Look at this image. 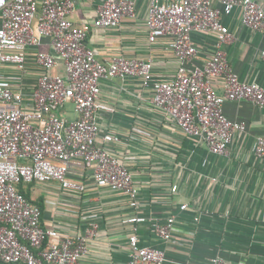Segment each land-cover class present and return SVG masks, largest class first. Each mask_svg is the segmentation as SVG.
Returning <instances> with one entry per match:
<instances>
[{
    "label": "crops",
    "instance_id": "1",
    "mask_svg": "<svg viewBox=\"0 0 264 264\" xmlns=\"http://www.w3.org/2000/svg\"><path fill=\"white\" fill-rule=\"evenodd\" d=\"M132 1L135 17H123L117 27L94 26L104 0H75L69 19L77 26L90 25L87 44L101 62L110 63L118 55L152 58L154 80H173L182 62L169 47L171 38L150 42V0ZM257 1L264 7V0ZM222 21L232 33L223 45L230 65L242 81L264 88V32L246 26L240 8L223 15ZM33 26L36 28L37 19ZM192 40L198 55L186 65L202 66L217 48L216 35L193 32ZM39 52L56 59L53 75L65 74V62L47 36L29 49L24 68L0 66V81L23 92L27 101L44 73L36 63ZM217 87L221 92L222 84ZM100 88L98 141L130 170L138 188L137 204L132 205L126 192L98 187L91 169L74 166L69 177L85 184L84 191L64 188L55 180L17 186L32 204L42 208V225L71 236L84 235L95 226L82 264H130L131 233L137 234L143 246L162 249L166 264H212L213 257H222L227 264H264V157L255 152L258 137L264 136V107L249 100L224 102V113L245 122L247 130L231 142L228 154H218L204 139L183 132L154 103L153 88L144 87L141 78H103ZM58 114L67 120L78 116L70 101ZM107 134L118 141H105ZM135 216L146 221L130 222ZM171 217L175 219L173 240L165 241L156 235L154 225Z\"/></svg>",
    "mask_w": 264,
    "mask_h": 264
},
{
    "label": "built area",
    "instance_id": "2",
    "mask_svg": "<svg viewBox=\"0 0 264 264\" xmlns=\"http://www.w3.org/2000/svg\"><path fill=\"white\" fill-rule=\"evenodd\" d=\"M75 0H0V66L24 68L29 49L40 38L52 39L65 62L64 75H53L56 59L39 52L36 63L43 69L27 101L0 81V261L2 264H82L88 252L87 239L95 226L82 235H65L42 225V208L32 204L18 185L58 181L64 188L84 191L86 185L69 177L74 166L92 170L98 187L123 191L136 206L138 188L130 170L99 143L97 112L101 108L100 81L116 76H137L144 87L154 90V103L172 116L187 135L204 139L209 149L228 154L231 142L243 135L247 125L230 119L223 109L226 100H249L264 107V88L240 79L228 61L223 45L232 38L222 16L241 9L243 23L264 32V7L257 0H150L147 19L150 42L171 38L170 49L182 62L171 81L154 80L153 59L115 56L101 62L88 46L90 25H74L69 19ZM132 0H104L96 27H117L123 17H135ZM37 19L34 28L33 21ZM193 32L216 35L217 48L202 66H187L198 55ZM264 59V49H262ZM221 83V92L217 84ZM74 104L77 118L58 114L66 102ZM107 142L118 138L107 134ZM255 152L264 157V136L257 139ZM16 158L26 160L20 162ZM174 190L177 186H174ZM186 208L187 205H183ZM132 223L146 221L135 216ZM175 219L154 225L156 235L173 240ZM130 264H166L162 249L143 246L131 233ZM212 264H227L213 257Z\"/></svg>",
    "mask_w": 264,
    "mask_h": 264
},
{
    "label": "trees",
    "instance_id": "3",
    "mask_svg": "<svg viewBox=\"0 0 264 264\" xmlns=\"http://www.w3.org/2000/svg\"><path fill=\"white\" fill-rule=\"evenodd\" d=\"M19 185H20V184H19ZM19 185H18V186H19ZM21 192H22V191H21Z\"/></svg>",
    "mask_w": 264,
    "mask_h": 264
}]
</instances>
